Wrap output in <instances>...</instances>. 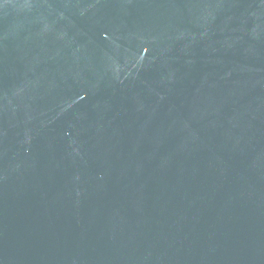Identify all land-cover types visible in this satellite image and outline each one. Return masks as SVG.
Returning a JSON list of instances; mask_svg holds the SVG:
<instances>
[{
  "label": "water",
  "instance_id": "1",
  "mask_svg": "<svg viewBox=\"0 0 264 264\" xmlns=\"http://www.w3.org/2000/svg\"><path fill=\"white\" fill-rule=\"evenodd\" d=\"M0 264H264V0H0Z\"/></svg>",
  "mask_w": 264,
  "mask_h": 264
}]
</instances>
